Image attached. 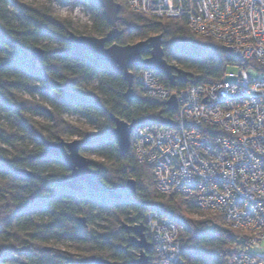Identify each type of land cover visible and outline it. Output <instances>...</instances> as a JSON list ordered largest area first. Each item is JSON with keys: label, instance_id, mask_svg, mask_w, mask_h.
Instances as JSON below:
<instances>
[{"label": "trees", "instance_id": "1", "mask_svg": "<svg viewBox=\"0 0 264 264\" xmlns=\"http://www.w3.org/2000/svg\"><path fill=\"white\" fill-rule=\"evenodd\" d=\"M86 1L90 35L103 38L111 26L101 6ZM116 2L122 7L118 27L123 29L116 42L130 45L161 35L165 59L187 75V82L171 86L167 77L154 72L165 87L179 91L209 80L221 81L234 66L257 68L253 62H241L220 42L196 35L184 19H157L131 11L127 0ZM70 30V23L53 21L45 8L0 0V142L14 151L0 146V264H93L94 257L133 264L139 250L122 226L143 223L153 213L177 226L183 264H228L234 245H243L246 236L224 229L215 219L193 218L197 208L192 199L158 194L152 168L137 162L133 147L122 156L116 138L109 134L114 127L112 116L136 122L134 135L145 126L159 128L160 118L172 115L166 103L141 94L140 68L130 69L134 97L128 102L124 77L92 53L76 52L66 39ZM44 41L56 46H44V59L34 61L29 52ZM149 56L147 52L144 58ZM94 82L95 88L89 89ZM9 89L33 93L42 102L21 101ZM75 112L84 116L91 131L64 121L65 115ZM35 116L47 124H38ZM64 136H78L81 153L98 157L90 161L99 184L122 199L88 188L73 192L65 187L71 172L61 157L50 155L45 147L46 138L58 141ZM16 169H27L34 177L17 175ZM129 179L137 183L135 194L126 188ZM80 218H85V225ZM52 239L73 242L77 252L48 247ZM148 255L153 264V246Z\"/></svg>", "mask_w": 264, "mask_h": 264}, {"label": "built area", "instance_id": "2", "mask_svg": "<svg viewBox=\"0 0 264 264\" xmlns=\"http://www.w3.org/2000/svg\"><path fill=\"white\" fill-rule=\"evenodd\" d=\"M127 1L153 18L185 19L196 35L257 65L179 91L142 69L141 92L165 103L175 95L178 109L165 117L173 128H139L133 149L137 162L152 168L158 192L192 199L199 211L223 214L228 225L251 232L228 264H264V252H251L264 243V0ZM145 225L153 264H183L176 225L156 213Z\"/></svg>", "mask_w": 264, "mask_h": 264}, {"label": "water", "instance_id": "3", "mask_svg": "<svg viewBox=\"0 0 264 264\" xmlns=\"http://www.w3.org/2000/svg\"><path fill=\"white\" fill-rule=\"evenodd\" d=\"M103 9V15L107 24L111 26V30L103 38L94 36L77 35L73 32L66 38L78 53L88 51L100 62L107 63L114 72L122 75L128 83V91L125 97L128 102H131L134 97L133 85L134 74L131 68L146 69L151 72L161 74L168 78L171 86H175L177 81L187 82V75L183 74L182 70L172 66L165 59L164 41L161 35L153 36L147 40L140 41L136 44L119 45L116 41L122 36V32L118 27L121 5L116 0H93ZM111 44L110 46H107ZM149 52L150 56L144 58V55ZM45 57V50L36 47L31 51V58L34 61L40 62ZM169 112H175L178 109V101L176 96H173L167 103ZM114 123L113 129L109 134L116 138L122 156H126L131 151L132 135L137 126L136 122L129 123L118 117L112 116ZM159 125L161 127L173 128L175 124L167 119L161 118ZM45 147L50 155L61 157L62 161L71 172L70 179L65 182V187L73 192H78L84 188H88L94 192L105 193L112 199H122L115 190H110L99 184L97 172L92 169L91 161L81 153L82 144L79 140L66 142L45 141ZM15 174L34 177V174L27 169H16ZM128 191L136 193V181L129 180L126 184ZM85 218H80L79 222L85 225ZM122 229L129 235V240L132 246L138 248V258L133 264H150L148 253L151 249V243L147 238V229L144 224L129 225L124 224ZM93 264H112L110 261L94 257Z\"/></svg>", "mask_w": 264, "mask_h": 264}, {"label": "rangeland", "instance_id": "4", "mask_svg": "<svg viewBox=\"0 0 264 264\" xmlns=\"http://www.w3.org/2000/svg\"><path fill=\"white\" fill-rule=\"evenodd\" d=\"M16 1L18 2V4L20 6L25 4V5H29V6L45 8L47 10L48 16L53 21L62 22V23L63 22L70 23L71 24V30L68 33L73 32V33H75L77 35L91 36L90 35V30H91V27H92V21H91V18H90V13L88 11L89 4H88V2L86 0H80L77 3H75V2H62L60 0H16ZM118 1H120V0H118ZM128 6H129V4H128ZM135 13H139V12H135ZM141 14H143V13H141ZM157 19H160V18H157ZM161 20H180V19H161ZM119 29H120V31H123L122 28H119ZM142 41H144V40H142ZM163 41H165V40L163 39ZM138 42H140V41H138ZM138 42H136V43H138ZM136 43H134V44H136ZM44 46H50V48H52V47H55L56 45H55V43H51L49 41H44L41 44V46H38V47L44 49ZM29 55L31 57V51L29 52ZM169 64H171L172 66L177 67V65L174 62L173 63H169ZM237 72H238V68L236 66L231 67L230 70H229V73H235L236 74ZM96 85H97L96 82L90 84L89 85V89L95 88ZM139 89H140V87H139ZM9 90L12 91V93L16 94V96L18 98H20L21 101L30 102V103H35V102L41 103L42 102L41 98L39 96L33 94V93H28L27 91L18 92V91H14L12 89H9ZM141 94L144 97H146V98H150L147 95L143 94L142 92H141ZM9 99H11V98H9ZM150 99L158 100V99H155V98H150ZM158 101L162 102V100H158ZM18 104H20V103H18ZM161 118H165V117H161ZM63 119H64L65 122L71 124L72 126L78 128L79 130H81L83 132L92 130V127L87 123L86 119L84 118V116L80 112H75V113H72V114L65 115ZM34 121H36L38 124H42V125H46L47 124V121L43 117H40V116H35L34 117ZM2 123L7 125V122L5 120ZM160 128H166V127H161L160 126ZM132 136H134V138H135L136 133H135V135L133 133ZM46 140L49 141L48 138H46ZM61 140H64L66 142H73L75 140H79L81 142V139L78 136H64V137H60V139L58 141L55 140V141H52V142H59ZM133 142H134V139L132 140L131 148L133 147ZM0 146L7 148L8 152H10V153L14 152L13 149H11L10 147H7L5 145H2L1 142H0ZM133 151H134V149H133ZM134 154H135V151H134ZM85 156L89 160H96V161L99 160L96 155H92V156L85 155ZM129 180H132V179H129ZM155 188H156V186H155ZM156 191H157V189H156ZM158 194L163 195V196L172 195V194H162L160 192H158ZM182 198H185V197H182ZM185 199H187V198H185ZM193 218L199 219V220L209 219V218L215 219V220L221 222V225H222V227L224 229H226L228 231L229 230H235L236 231L235 234L237 236H239V235H241V233H243L246 236V242L244 241V244H243L244 246L248 245V243H249L248 238H249V236L252 235L251 232L248 231V230H245L243 228L232 227V226L228 225L224 221L223 214L213 213V212H211V213L201 212V211H199L197 209V213L193 214ZM139 224H141V223H136L134 225H139ZM142 224L145 225V221ZM176 228H177V226H176ZM177 230H178V228H177ZM146 234H147V232H146ZM150 243H151V245H153V242H150ZM46 245L48 247H52L54 250H57V251H60V252H63V253H75V252H77L75 245L73 244V242H70V241H59V240L52 239ZM243 245H237V246L234 245V250L235 249L237 250L238 247H240V248L243 247ZM251 252L254 253V254L263 253L264 252V243L262 245H257L255 247H251ZM138 255H139V253H138ZM155 260H157L156 255H155ZM183 263H184V260H183Z\"/></svg>", "mask_w": 264, "mask_h": 264}, {"label": "snow or ice", "instance_id": "5", "mask_svg": "<svg viewBox=\"0 0 264 264\" xmlns=\"http://www.w3.org/2000/svg\"><path fill=\"white\" fill-rule=\"evenodd\" d=\"M63 2H66V0H63Z\"/></svg>", "mask_w": 264, "mask_h": 264}]
</instances>
